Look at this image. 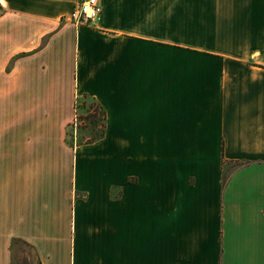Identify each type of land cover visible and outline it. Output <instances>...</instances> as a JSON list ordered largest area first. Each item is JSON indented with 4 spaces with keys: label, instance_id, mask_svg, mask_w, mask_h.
<instances>
[{
    "label": "crops",
    "instance_id": "1",
    "mask_svg": "<svg viewBox=\"0 0 264 264\" xmlns=\"http://www.w3.org/2000/svg\"><path fill=\"white\" fill-rule=\"evenodd\" d=\"M79 1L0 0V264H264V0Z\"/></svg>",
    "mask_w": 264,
    "mask_h": 264
},
{
    "label": "rangeland",
    "instance_id": "2",
    "mask_svg": "<svg viewBox=\"0 0 264 264\" xmlns=\"http://www.w3.org/2000/svg\"><path fill=\"white\" fill-rule=\"evenodd\" d=\"M91 99H86L83 104L78 103L75 116L69 121L66 129L65 139L68 141H90L101 135L103 129L102 110ZM19 250L28 252L30 256L34 254L32 245L28 242L20 241Z\"/></svg>",
    "mask_w": 264,
    "mask_h": 264
},
{
    "label": "built area",
    "instance_id": "3",
    "mask_svg": "<svg viewBox=\"0 0 264 264\" xmlns=\"http://www.w3.org/2000/svg\"><path fill=\"white\" fill-rule=\"evenodd\" d=\"M101 10V0H80L66 19L75 26L88 24L99 18Z\"/></svg>",
    "mask_w": 264,
    "mask_h": 264
},
{
    "label": "trees",
    "instance_id": "4",
    "mask_svg": "<svg viewBox=\"0 0 264 264\" xmlns=\"http://www.w3.org/2000/svg\"><path fill=\"white\" fill-rule=\"evenodd\" d=\"M103 125V124H102ZM103 133V131L101 132V134ZM225 180V179H224Z\"/></svg>",
    "mask_w": 264,
    "mask_h": 264
}]
</instances>
